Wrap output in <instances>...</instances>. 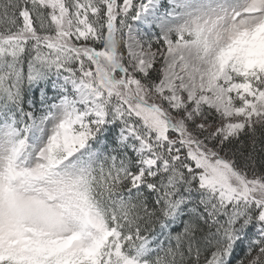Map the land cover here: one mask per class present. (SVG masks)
Wrapping results in <instances>:
<instances>
[{"label":"snow or ice","instance_id":"6c2138e0","mask_svg":"<svg viewBox=\"0 0 264 264\" xmlns=\"http://www.w3.org/2000/svg\"><path fill=\"white\" fill-rule=\"evenodd\" d=\"M0 264H264V0H0Z\"/></svg>","mask_w":264,"mask_h":264}]
</instances>
